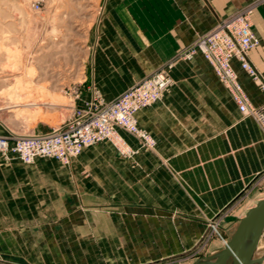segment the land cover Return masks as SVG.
Here are the masks:
<instances>
[{"label": "crops", "instance_id": "1", "mask_svg": "<svg viewBox=\"0 0 264 264\" xmlns=\"http://www.w3.org/2000/svg\"><path fill=\"white\" fill-rule=\"evenodd\" d=\"M246 7L261 42L250 60L264 77V0L103 1L89 34L81 99L110 103L173 64L170 90L137 113L156 149H140L121 131L140 150L133 160L110 143L85 149L68 166L49 158L26 165L0 154L1 258L168 260L190 250L222 214V229L234 234L264 198L245 199L264 189V131L240 113L202 54L181 56ZM233 65L251 102L263 105L264 94ZM6 133L0 123V137ZM212 245L211 255L225 247L218 239Z\"/></svg>", "mask_w": 264, "mask_h": 264}, {"label": "rangeland", "instance_id": "2", "mask_svg": "<svg viewBox=\"0 0 264 264\" xmlns=\"http://www.w3.org/2000/svg\"><path fill=\"white\" fill-rule=\"evenodd\" d=\"M103 1L47 0L40 11H34L26 0H0V123L7 130L5 137L47 134L77 118L93 103L81 99L83 77H88L83 66L88 59L89 34L102 13ZM115 147L129 160L140 152L128 158ZM262 194L264 189L255 190L245 198L246 204ZM222 217L212 222L216 227L208 226L190 250L175 258L149 262L85 260L83 264H195L211 256L214 239L224 246L232 238L233 230L226 235L222 229ZM0 264L35 263L0 257Z\"/></svg>", "mask_w": 264, "mask_h": 264}, {"label": "built area", "instance_id": "3", "mask_svg": "<svg viewBox=\"0 0 264 264\" xmlns=\"http://www.w3.org/2000/svg\"><path fill=\"white\" fill-rule=\"evenodd\" d=\"M26 1L34 11H40L47 0ZM251 16L252 8L246 7L222 20L200 37L181 59L189 61L196 54H202L229 91L240 113L256 121L264 131V104L255 106L251 102L233 65L238 62L264 94V77L250 60L251 52L261 43L254 32ZM172 66L169 64L167 69L153 74L110 103L94 99L81 115L52 132L28 137H0L1 156L6 160L18 159L26 165L34 164L39 158H49L68 166L85 149L111 143L126 157L132 158L140 150H132L126 145L121 130L135 137L140 142V149L155 150L157 142L139 127L137 113L161 101L170 90L169 70ZM212 225L217 226L216 223Z\"/></svg>", "mask_w": 264, "mask_h": 264}, {"label": "water", "instance_id": "4", "mask_svg": "<svg viewBox=\"0 0 264 264\" xmlns=\"http://www.w3.org/2000/svg\"><path fill=\"white\" fill-rule=\"evenodd\" d=\"M264 237V198L251 207L240 220L232 238L216 254L195 264H264V255L256 257Z\"/></svg>", "mask_w": 264, "mask_h": 264}, {"label": "bare ground", "instance_id": "5", "mask_svg": "<svg viewBox=\"0 0 264 264\" xmlns=\"http://www.w3.org/2000/svg\"><path fill=\"white\" fill-rule=\"evenodd\" d=\"M29 106H35V105L29 104ZM263 255H264V244L262 243V240H261V242L259 243V246H258V251H257L256 257H261Z\"/></svg>", "mask_w": 264, "mask_h": 264}]
</instances>
